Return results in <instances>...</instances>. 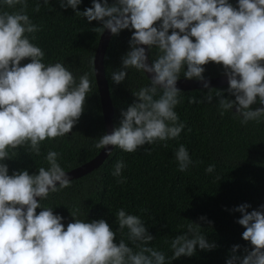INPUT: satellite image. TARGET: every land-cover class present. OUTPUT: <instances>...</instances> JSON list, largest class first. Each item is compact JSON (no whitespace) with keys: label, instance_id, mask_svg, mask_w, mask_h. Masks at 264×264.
I'll use <instances>...</instances> for the list:
<instances>
[{"label":"clouds","instance_id":"1","mask_svg":"<svg viewBox=\"0 0 264 264\" xmlns=\"http://www.w3.org/2000/svg\"><path fill=\"white\" fill-rule=\"evenodd\" d=\"M58 2L89 23L99 22L96 32L108 30L115 36L131 31L129 50L111 75L114 84L125 81L128 69L150 74V85L133 92L136 102L121 111L119 126L99 137L97 149L114 146L134 153L157 142L167 147L166 142L178 138L185 128L174 110L181 103L177 87L181 73L210 90L204 76L209 63L222 66L227 78V89L216 92L221 115L235 107L245 125L264 117V107L251 108L256 103L264 105V0H237L236 6L229 0H92L84 11L77 10L82 0ZM41 4L48 6L50 0H37L33 11L39 12ZM18 5V10H0V264H166L165 253L148 246L155 238L138 215L123 208L115 214L118 230L127 229L132 247L124 239L115 242L116 231L105 219L87 222L77 210L70 212L74 222L65 228L61 215L41 205L51 193L71 186L58 163V152L48 151L47 168L9 175L3 161L17 154L10 150L26 145L29 152L40 155L42 142L72 131L92 90L88 73L77 81L64 63L43 62L45 52L32 42L35 35H30L41 31V26L26 14L27 0H0V9ZM145 46L157 50L151 64ZM25 59L30 62L21 66ZM224 91L234 99L225 98ZM205 99L212 101L210 92ZM200 102L189 98V103ZM174 155L181 172L193 164L184 145ZM124 167L123 160H118L111 174L121 177ZM214 169L210 164L205 171ZM250 207L245 203L232 209L241 214L236 223L244 228L242 239L250 249L238 255L241 246L233 245L226 264H264V205L248 211ZM200 229L193 222L186 233L171 239V261L193 256L197 246L207 251L217 247Z\"/></svg>","mask_w":264,"mask_h":264},{"label":"trees","instance_id":"2","mask_svg":"<svg viewBox=\"0 0 264 264\" xmlns=\"http://www.w3.org/2000/svg\"><path fill=\"white\" fill-rule=\"evenodd\" d=\"M233 6L237 0H229ZM26 14L34 24L41 26L35 35L34 44L45 52V64L61 62L77 77L88 73L92 90L86 97L84 112L72 131L64 137L42 142L40 155L31 153L22 146L17 154L3 161L9 168V175L14 171L27 170L36 173L39 167H49L45 157L49 150L60 155L58 163L64 171L76 167L92 158L100 149L95 147L99 137L105 134L98 87L93 69L94 52L100 32L93 29L99 22L89 23L86 18L75 14L70 7L61 8L58 0H50L48 6L41 4V10L34 12L37 0H27ZM112 3V0H109ZM92 6V0H82L78 6L84 11ZM2 8L0 10H18ZM131 31L122 30L119 35H112L104 55L105 76L113 107V129L119 126L121 111L136 102L133 92L150 85L145 73L128 69V75L121 84L111 80L113 71L121 67V57L129 50ZM157 50L148 49L150 61L155 59ZM30 59L21 61V66ZM222 66L214 63L205 65V77L222 75ZM183 77V72L181 73ZM180 77V78H181ZM228 84L210 87L212 89L181 90L179 103L174 109L185 128L176 139L144 145L134 153H127L113 146L103 163L78 178L71 179V186L51 193L42 206L53 208L54 214L61 215L65 228L74 222L70 212H77L81 219L91 222L105 219L116 231L118 244L127 240V229L121 233L115 221L118 209L138 215L145 222L154 240L148 245L166 255V264H226L233 245L241 246L238 255L244 254L249 242L242 239L244 228L236 221L239 212L232 211L241 204H249L248 211L264 205V117L260 122L241 123L242 117L229 110L220 114L216 92L226 90ZM211 93L209 103L205 97ZM159 92L157 94L158 98ZM225 98L234 99L224 91ZM202 100L189 103V98ZM264 107L259 103L251 106L252 110ZM184 145L193 161L189 168L181 172L175 159V152ZM145 148L151 150L150 154ZM118 160H123L125 167L121 177L111 173ZM214 165L212 173H206L208 165ZM125 178L126 183L117 180ZM141 209H146L142 212ZM42 209L38 208L39 213ZM206 217L201 221L200 217ZM208 221L211 223L209 224ZM201 225V233L217 247L211 251L201 250L197 246L191 257H180L171 261L170 241L175 236L186 233L191 223Z\"/></svg>","mask_w":264,"mask_h":264},{"label":"water","instance_id":"3","mask_svg":"<svg viewBox=\"0 0 264 264\" xmlns=\"http://www.w3.org/2000/svg\"><path fill=\"white\" fill-rule=\"evenodd\" d=\"M111 36L112 34L108 30H105L103 34L102 33L100 34L93 58V69H94L95 80L100 97L105 133H109V134L113 131V122H112L113 107L109 94L107 79L105 76L104 55ZM145 48H146V53L148 55L147 46H145ZM148 63L151 64L149 55H148ZM145 74L150 79V74L148 73ZM205 78L209 81L210 87H216L227 84V78L224 75L205 77ZM177 87L180 90L203 88L202 84L199 81L187 80L184 77H181L178 80ZM112 149L113 146H107V148L105 149L101 148L97 152V154H95L92 158H90L89 160L85 161L84 163L76 167L66 170L65 172L67 173L70 179L78 178L84 174H87L92 170L96 169L97 167H99L109 155L108 152L112 151Z\"/></svg>","mask_w":264,"mask_h":264}]
</instances>
